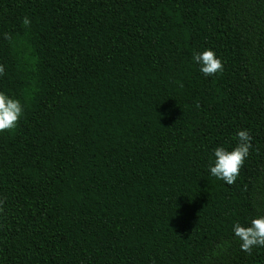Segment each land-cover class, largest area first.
I'll use <instances>...</instances> for the list:
<instances>
[{"label":"trees","instance_id":"trees-1","mask_svg":"<svg viewBox=\"0 0 264 264\" xmlns=\"http://www.w3.org/2000/svg\"><path fill=\"white\" fill-rule=\"evenodd\" d=\"M0 65V264H264L233 232L264 215V0H0Z\"/></svg>","mask_w":264,"mask_h":264},{"label":"clouds","instance_id":"clouds-1","mask_svg":"<svg viewBox=\"0 0 264 264\" xmlns=\"http://www.w3.org/2000/svg\"><path fill=\"white\" fill-rule=\"evenodd\" d=\"M23 26L30 27L31 20L28 16L23 18ZM5 39H11V35L4 34ZM193 60L199 64L200 71L205 76H215L223 72L224 64L212 49L195 53ZM5 73V68L0 65V75ZM24 114V108L18 99L10 98L4 92H0V133L14 129ZM238 143L232 150L218 146L214 150V164L209 166L213 177L226 182L228 185L236 183L240 176L246 159L253 148L252 136L249 130L237 132ZM233 232L241 241L240 248L248 255H252L254 247H264V215L251 219L248 225L237 222L233 225Z\"/></svg>","mask_w":264,"mask_h":264}]
</instances>
